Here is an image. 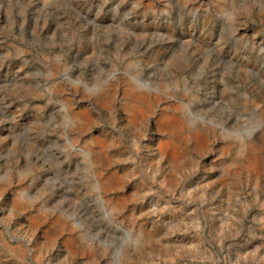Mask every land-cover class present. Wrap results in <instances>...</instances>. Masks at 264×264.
Instances as JSON below:
<instances>
[{
  "label": "rangeland",
  "instance_id": "rangeland-1",
  "mask_svg": "<svg viewBox=\"0 0 264 264\" xmlns=\"http://www.w3.org/2000/svg\"><path fill=\"white\" fill-rule=\"evenodd\" d=\"M0 264H264V0H0Z\"/></svg>",
  "mask_w": 264,
  "mask_h": 264
}]
</instances>
